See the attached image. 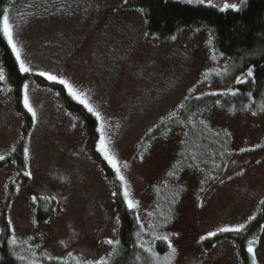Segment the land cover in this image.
Segmentation results:
<instances>
[{"label":"rangeland","instance_id":"rangeland-1","mask_svg":"<svg viewBox=\"0 0 264 264\" xmlns=\"http://www.w3.org/2000/svg\"><path fill=\"white\" fill-rule=\"evenodd\" d=\"M175 1L223 11L246 2ZM5 15L19 61L3 19L2 39L18 69L23 61L29 71L19 70L23 95L3 91L0 49V164L25 143L21 170L15 161L0 167V260L5 238L25 264H107L122 206L139 224L136 264H240L223 235L241 231L264 201V106L198 108L140 143L184 105L234 93L254 68L232 75L234 59L218 50L208 26L164 41L150 36L145 14L125 0H8ZM65 96L95 119L97 139ZM41 203L53 206L42 223ZM251 248L255 264H264V226Z\"/></svg>","mask_w":264,"mask_h":264},{"label":"trees","instance_id":"trees-1","mask_svg":"<svg viewBox=\"0 0 264 264\" xmlns=\"http://www.w3.org/2000/svg\"><path fill=\"white\" fill-rule=\"evenodd\" d=\"M125 2L127 9L139 10L145 14L150 36L164 41L172 38L186 27L208 26L214 32L218 50L234 59L232 75L238 76L247 69L254 68L252 77L236 85L234 93L211 95L194 100L189 105H184L167 123L161 124L146 135L140 146L147 143L152 137L155 138L170 130L177 124L178 120L190 117L198 108L221 106L228 110L250 108L256 111L264 106V0H246L240 10L228 11L211 6L189 5L175 0H125ZM7 4L8 0H0V49L3 51L8 80L20 93L25 78L20 75V69H18L1 36L2 19ZM65 102L72 114L84 122L85 130L89 131L90 137L97 139L93 131L95 119L66 96ZM28 122L26 123L27 128L23 131L24 137L28 134ZM24 145L25 143L21 142L17 148L19 150L18 155H10V159L5 162L7 164L12 161L18 162L21 170L23 168L21 157ZM4 163H1L0 167L4 166ZM120 207L122 217L119 245L115 255L107 264H136L134 253L136 252L135 243L137 242L139 224L134 211ZM52 208L53 206L41 203L37 208V220L41 223L47 221L51 216ZM263 226L264 201L259 204L255 217L241 231L223 235V238H228L234 244L240 264H255L254 256L252 252H249V247ZM158 251L160 253L166 252L165 244L160 243ZM1 253L0 264H25L19 256L11 251L5 238H3Z\"/></svg>","mask_w":264,"mask_h":264},{"label":"snow or ice","instance_id":"snow-or-ice-1","mask_svg":"<svg viewBox=\"0 0 264 264\" xmlns=\"http://www.w3.org/2000/svg\"><path fill=\"white\" fill-rule=\"evenodd\" d=\"M233 7H235V6H233ZM3 34H4V36L7 37L8 44L11 45V47H12V51H13L14 53H17L16 58H17V60L19 61V60H20V56H19V53L17 52L16 45L13 43L12 32H11V28H10V26H9V18H8L7 15H4V16H3ZM20 70H21L22 72H28V71H29V69H28L27 67H25L23 61L20 62ZM250 74H251V73H250ZM40 75H45V74H44V73H40ZM47 78H48L49 80H52V81H55V80H56V77H55V76H48ZM60 83L63 84V83H65V82L61 80ZM26 87H27V86H26ZM68 91H69L70 94L75 95V93H73V90H72V88H71L70 86L68 87ZM80 102H81V103H84L83 100H81ZM24 103H25V107L27 108V110H28L30 113H32L33 118H35V113L32 111V108L28 105L27 97H25V101H24ZM85 107H88L87 104H85ZM88 110H89V111H92L91 108H89ZM102 146H103V145L101 144V147H102ZM25 155L27 156V149H25ZM105 159L108 160L109 164H112V163H113L112 159L109 158L107 155L105 156ZM120 179L123 180V177L121 176ZM129 207H131V204H130V203H129ZM240 227H242V226H240ZM230 230H237V231H238L239 228H237V229H228V228L221 229L222 232H223V231H230ZM210 235H214V233H212V234H210ZM108 243H111V241H109ZM252 251H253V249H252L251 247H249V252H252Z\"/></svg>","mask_w":264,"mask_h":264},{"label":"flooded vegetation","instance_id":"flooded-vegetation-1","mask_svg":"<svg viewBox=\"0 0 264 264\" xmlns=\"http://www.w3.org/2000/svg\"><path fill=\"white\" fill-rule=\"evenodd\" d=\"M4 67H5V66L2 65V73L5 74V72H6V68L4 69ZM7 85H8L7 88H8L9 90H8V89H5L6 87H5V83H4V85H3V87H2V88H3V91H8V93L11 94V95L13 96V94H14L13 86L10 84V81H9V80H7ZM4 87H5V88H4ZM24 87H25V85L21 87V89H20V93H18L17 90H16V93H18V95H19V94L23 95V94H22V90L24 89ZM10 91H11V92H10ZM11 95H10V97H11ZM10 100H11V99L8 98V101H10Z\"/></svg>","mask_w":264,"mask_h":264}]
</instances>
